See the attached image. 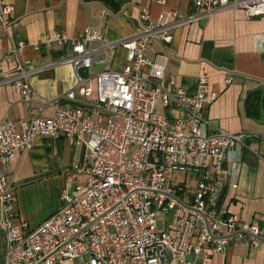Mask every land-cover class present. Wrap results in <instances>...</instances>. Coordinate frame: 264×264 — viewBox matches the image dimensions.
<instances>
[{
	"label": "built area",
	"instance_id": "1",
	"mask_svg": "<svg viewBox=\"0 0 264 264\" xmlns=\"http://www.w3.org/2000/svg\"><path fill=\"white\" fill-rule=\"evenodd\" d=\"M190 2L196 12L241 9L247 19L264 15V0ZM12 7L0 0L4 26ZM168 14L180 17L175 11ZM139 22V32L121 43L126 65L95 75L93 99L82 106L51 100L52 114L44 119L28 113L17 121L0 120L2 264H58L64 259L77 264H190L189 255L224 253L233 235L247 234L252 246L264 241L257 221L228 213L218 201L222 185L235 186L227 180V162L232 161L233 168L238 165L231 154H240L246 134L224 131L202 116L203 107L217 96L208 76L200 74L195 94H187L166 73V55L146 56L153 41L170 43L168 28L153 21L145 8ZM52 40L64 41L65 36L53 32L47 41ZM102 40L99 29L79 31L73 38L70 61L81 97L91 96L92 88L77 71L90 66L91 44ZM23 47L19 42L6 52L5 62L15 59L16 64L11 71L0 65V85L13 88L31 107L28 61L19 58ZM64 99L73 100L74 91ZM170 101L185 108L186 115L169 118L159 113L158 104ZM59 136L82 145L84 154L70 166V183L59 193L61 206L30 225L16 209L12 176L1 168L13 162L19 150L30 149L37 137ZM175 173L197 177L190 203L178 195L184 184L172 182Z\"/></svg>",
	"mask_w": 264,
	"mask_h": 264
},
{
	"label": "crops",
	"instance_id": "2",
	"mask_svg": "<svg viewBox=\"0 0 264 264\" xmlns=\"http://www.w3.org/2000/svg\"><path fill=\"white\" fill-rule=\"evenodd\" d=\"M6 1L13 5V11L7 25L0 22V65L6 71L14 69L15 59L5 62L4 56L22 42L19 58L28 61L34 95L30 107L13 88L0 85V120L8 117L17 121L28 113L44 119L52 114L51 100L82 106L93 99L95 75L105 70L120 71L126 65V50L121 43L139 32V14L145 8L153 21L165 24L172 37L170 43H150L146 56L166 55V73L174 76L177 86L189 95L197 90L198 76L206 74L209 88L217 96L203 107L202 116L224 131L246 134L240 156L235 151L231 154L238 165L233 168L232 161L227 162V180L235 186L222 185L218 201L228 213L261 224L264 236V123L247 116L243 106L247 92L264 85V15L247 19L241 9L196 12L190 0H165L164 4L158 0ZM169 11L180 17H173ZM195 14L196 18H190ZM85 29H99L103 40L91 44L94 51L90 66L77 71L92 88L91 96L81 97L70 58L73 38ZM53 32L63 34L65 40L47 41ZM227 50L232 55L230 67L212 63L213 52ZM227 78L230 83H226ZM70 90L74 99H64ZM157 110L169 118L186 115L185 108L176 107L172 101L159 103ZM83 154L82 145L70 143L64 136L37 137L30 149L16 152V159L1 170L16 184L14 195L20 217L37 225L56 211L62 203L59 193L70 181V166L81 161ZM184 176L175 175L172 182L184 184L178 195L184 203H190L197 177ZM1 218L0 205V264L5 253ZM248 239L247 234L241 238L233 235L224 253L189 255L188 260L190 264H264V241L260 239L258 246H252L247 244ZM58 264L77 262L64 259Z\"/></svg>",
	"mask_w": 264,
	"mask_h": 264
},
{
	"label": "trees",
	"instance_id": "3",
	"mask_svg": "<svg viewBox=\"0 0 264 264\" xmlns=\"http://www.w3.org/2000/svg\"><path fill=\"white\" fill-rule=\"evenodd\" d=\"M210 60L215 65L230 67L232 64V55L228 50L224 52L215 51L213 52V55L210 57ZM259 100H260L259 91L250 90L247 92L245 100H244V105H243L247 116L253 119H256L259 117ZM260 225L261 224H259L258 226Z\"/></svg>",
	"mask_w": 264,
	"mask_h": 264
},
{
	"label": "water",
	"instance_id": "4",
	"mask_svg": "<svg viewBox=\"0 0 264 264\" xmlns=\"http://www.w3.org/2000/svg\"><path fill=\"white\" fill-rule=\"evenodd\" d=\"M257 91L260 92V100H259V117L255 119L258 124L264 123V85H259L256 88ZM51 173V172H47Z\"/></svg>",
	"mask_w": 264,
	"mask_h": 264
},
{
	"label": "rangeland",
	"instance_id": "5",
	"mask_svg": "<svg viewBox=\"0 0 264 264\" xmlns=\"http://www.w3.org/2000/svg\"><path fill=\"white\" fill-rule=\"evenodd\" d=\"M174 175H176L177 177H179V176H180V177H183V176H184V175H182L181 173H175ZM187 176H188V175H187ZM187 176H184V178L187 177ZM69 183H70V181L67 182V184H69ZM159 226H160V225H159Z\"/></svg>",
	"mask_w": 264,
	"mask_h": 264
}]
</instances>
